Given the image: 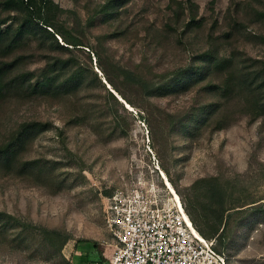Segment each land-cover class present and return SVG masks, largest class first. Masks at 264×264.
<instances>
[{
    "label": "rangeland",
    "instance_id": "1",
    "mask_svg": "<svg viewBox=\"0 0 264 264\" xmlns=\"http://www.w3.org/2000/svg\"><path fill=\"white\" fill-rule=\"evenodd\" d=\"M57 1L64 8L59 21L65 27L80 33L94 47L100 35L113 34L101 47L103 55L147 74L188 63L193 49L204 46L211 24L218 21L215 34L222 35L228 8L246 0H193L198 5V17L205 20L204 28L186 34L180 28L163 34L157 41L159 47L147 34L162 30L175 0H133L115 19L106 21L105 15L99 14L92 22L95 9L107 0ZM0 11L2 16L14 15L3 8ZM241 15L244 17L245 12ZM247 23L250 30L264 32L263 25ZM116 31L119 34L115 35ZM235 45L251 56L264 53L260 44L239 40ZM90 56L94 70L103 77L97 55L91 52ZM42 64L30 63L27 68ZM199 90L197 87L154 101L170 112H180L193 106L200 96L204 102L216 100L211 95H199ZM104 95L98 87L86 88L70 100L14 97L0 101V139L24 121L48 122L51 129L35 138L27 156L49 160L57 167V179L48 186L0 174V211L20 222L17 227H0V264H89L101 257L106 250L104 243L110 240L102 214L104 196L115 188L140 182L163 193L167 188L183 201L184 193H193L198 179L209 176L219 177L228 193L226 201L246 204V211L230 221L222 242L220 237L213 238L216 247L226 254L229 264H264V118L251 121L248 116H237L220 130L208 126L194 138L178 134L167 139L165 127L157 123L150 126L141 117L142 108L127 104L132 114L120 110L126 136H111L109 116L95 118V128L68 124L76 116L78 105L97 101L98 109L105 108ZM39 229H57L68 240L55 252Z\"/></svg>",
    "mask_w": 264,
    "mask_h": 264
},
{
    "label": "trees",
    "instance_id": "2",
    "mask_svg": "<svg viewBox=\"0 0 264 264\" xmlns=\"http://www.w3.org/2000/svg\"><path fill=\"white\" fill-rule=\"evenodd\" d=\"M131 1L107 0L95 9L90 22L99 14H104L106 21L115 19ZM173 3L172 13L162 30H151L147 34L154 39L152 44L155 47H159L157 41L163 34L178 32L180 28L186 34L205 26L204 18L198 17L196 2L175 0ZM0 8L14 13L12 17L2 16L0 11V101L14 97L17 100L32 97L70 100L86 88L99 87L105 92L106 107L98 109L97 101L78 105L76 116L68 124H89L95 128L98 123L95 118L109 116L111 136L128 134L120 113L122 109L132 114L127 104L142 108L141 117L150 126L157 123L165 127L167 139L178 134L194 138L208 126L220 130L237 120V116H248L251 121L264 118V53L259 57L251 56L235 45L241 40L264 46V32L250 30L247 23L256 22L264 26L263 0H246L231 5L223 16L227 22L223 34L217 36L218 21L212 23L204 46L193 49L188 63L167 72L150 71L147 74L138 67L129 68L103 55L101 47L113 34L100 35L94 47L80 33L65 27L59 21L64 8L57 0H0ZM241 11L245 12L244 17ZM114 34H119V31ZM91 52L98 57L103 77L94 70ZM84 55L86 60H83ZM34 62L44 64L34 69L27 68ZM197 87L199 95H211L216 100L204 102L200 96L193 106L180 112H170L154 101ZM50 129L48 122L24 121L0 139V174L29 179L45 186L57 179V167L53 163L27 156L35 138ZM59 133L62 135L61 130ZM169 180L174 186V181ZM193 190L192 194L183 195L186 211L203 236L208 239L217 236L222 242L230 221L246 211L243 208L246 204L226 201L228 193L217 176L198 179ZM19 224L18 219L0 211L2 229ZM39 231L55 252H59L68 240V236L57 229ZM103 253H100L102 258Z\"/></svg>",
    "mask_w": 264,
    "mask_h": 264
},
{
    "label": "built area",
    "instance_id": "3",
    "mask_svg": "<svg viewBox=\"0 0 264 264\" xmlns=\"http://www.w3.org/2000/svg\"><path fill=\"white\" fill-rule=\"evenodd\" d=\"M165 190L134 182L104 196L110 240L104 243V258L89 264H229L216 241L197 230L180 195Z\"/></svg>",
    "mask_w": 264,
    "mask_h": 264
},
{
    "label": "bare ground",
    "instance_id": "4",
    "mask_svg": "<svg viewBox=\"0 0 264 264\" xmlns=\"http://www.w3.org/2000/svg\"><path fill=\"white\" fill-rule=\"evenodd\" d=\"M127 106H129V105H127ZM131 107L129 106V109H130ZM172 190V189H171Z\"/></svg>",
    "mask_w": 264,
    "mask_h": 264
},
{
    "label": "water",
    "instance_id": "5",
    "mask_svg": "<svg viewBox=\"0 0 264 264\" xmlns=\"http://www.w3.org/2000/svg\"><path fill=\"white\" fill-rule=\"evenodd\" d=\"M111 90H112V89H111ZM112 91H113V90H112ZM113 92H114V91H113ZM120 100H122L121 97H120Z\"/></svg>",
    "mask_w": 264,
    "mask_h": 264
}]
</instances>
